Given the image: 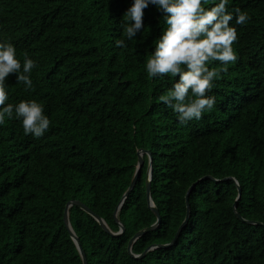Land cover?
<instances>
[{
    "label": "trees",
    "instance_id": "1",
    "mask_svg": "<svg viewBox=\"0 0 264 264\" xmlns=\"http://www.w3.org/2000/svg\"><path fill=\"white\" fill-rule=\"evenodd\" d=\"M130 3L0 0V40L15 46L21 64L25 52L37 62L31 89L15 73L6 78L5 103L34 99L50 119L39 138L25 135L15 118L0 125V264H82L63 222L65 204L81 201L118 231L113 212L139 149L151 154L150 196L160 223L135 240V254L169 243L185 217L187 188L212 178L190 191L176 240L133 257L129 239L156 219L146 200L144 153L117 213L120 235L79 206L68 208L87 264H264V0H229V11L251 17L235 25L237 60L206 93L216 97L214 109L183 125L160 101L175 78L149 77L145 69L162 11L150 4L142 32L126 48L114 44ZM229 176L234 180L223 179Z\"/></svg>",
    "mask_w": 264,
    "mask_h": 264
},
{
    "label": "clouds",
    "instance_id": "2",
    "mask_svg": "<svg viewBox=\"0 0 264 264\" xmlns=\"http://www.w3.org/2000/svg\"><path fill=\"white\" fill-rule=\"evenodd\" d=\"M229 0H214L210 7L204 0H131L123 13V35L114 44L126 48L145 28L144 9L150 4L163 13V27L155 37L145 64L149 77L175 78L171 87L160 96V101L171 107L180 124L200 120L214 109L216 97L207 95L213 82L227 71V65L237 60L232 45L237 40L235 25H245L250 15L240 8L228 10ZM234 21L233 23H230ZM219 61V66H210ZM37 62L23 54V63L16 56L10 41L0 40V125L7 119H18L25 135L43 136L50 119L44 105L36 100H8L6 78L15 73L16 81L27 89L33 87L32 70Z\"/></svg>",
    "mask_w": 264,
    "mask_h": 264
},
{
    "label": "water",
    "instance_id": "3",
    "mask_svg": "<svg viewBox=\"0 0 264 264\" xmlns=\"http://www.w3.org/2000/svg\"><path fill=\"white\" fill-rule=\"evenodd\" d=\"M144 153H147L148 155V168H147V172H146V200H147V204L149 206V208L152 210V212L154 213L156 219L155 221L149 225L148 227H145L141 230H138L137 232H135L133 234V236L129 239L128 241V245H127V250H128V253L133 256V257H136V258H140L142 256H144V254L148 251V250H151L153 248H156V247H166V246H169L171 245L177 238L178 234L180 233V231L182 230V228H184L187 220H188V217H189V202H188V195L190 193V191L193 189V187L201 180L207 178V177H210L212 178L211 176L209 175H204L200 178H198L197 180H195L194 182H192L189 187L187 188V191L185 193V204H186V212H185V217L184 219L182 220L180 226L178 227L174 237L172 238V240L169 242V243H165V244H152V245H149L148 247H146L142 253L140 254H135L132 252L131 248H132V244L135 242V240L137 238H139L140 236H142L143 234H145L146 232L150 231V230H153L154 228H156L159 223H160V214L154 204V202L152 201L151 199V196H150V180H151V176H152V160H151V154L149 151H146L144 149H139L137 151V155H138V160H137V164H136V168H135V171H134V174H133V177L131 179V182L128 186V188L126 189V191L124 192L119 204L117 205V207L115 208L114 212H113V215H114V219L115 221L118 223L119 225V230L116 231V232H113L109 229V227L107 226V224L105 223V221L99 216L97 215L96 213H94L92 210H90L85 204H83L81 201L79 200H69L66 202L65 204V207H64V211H63V222H64V225L66 227V229L68 230L69 232V235L71 237V239L73 240L74 244L76 245V248L79 252V255L81 257V260H82V264H87V260H86V256H85V253L80 245V242L78 240V237L77 235L75 234L74 230L72 229L71 227V224H70V221H69V217H68V208L71 206V205H77L79 206L80 208H82L83 210H85L86 212H88L90 215H92L98 222L99 224L103 227V229L109 233H111L112 235H120L123 231H124V226L123 224L119 221L118 219V216H117V213H118V210L119 208L121 207L123 201L125 200V198L128 196L129 192L132 190V188L134 187V185L136 184V181H137V178L139 176V173H140V169H141V166H142V163H143V160H142V155ZM223 179H233L234 180V177L232 176H229V177H225ZM217 180V179H215ZM236 181V180H235ZM236 184H237V196L234 200V203H233V207H234V211L236 213V215L238 217H240V215L237 213L236 211V204H237V201L240 197V193H241V190H240V187L236 181ZM253 222V221H251ZM257 223V222H255Z\"/></svg>",
    "mask_w": 264,
    "mask_h": 264
}]
</instances>
